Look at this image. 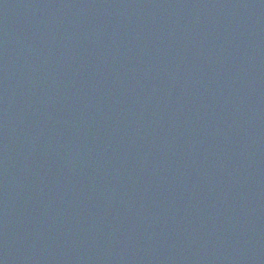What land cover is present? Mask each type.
Wrapping results in <instances>:
<instances>
[{"label":"water","instance_id":"water-1","mask_svg":"<svg viewBox=\"0 0 264 264\" xmlns=\"http://www.w3.org/2000/svg\"><path fill=\"white\" fill-rule=\"evenodd\" d=\"M0 264H264V0H0Z\"/></svg>","mask_w":264,"mask_h":264}]
</instances>
